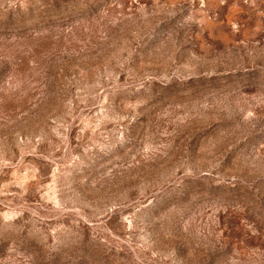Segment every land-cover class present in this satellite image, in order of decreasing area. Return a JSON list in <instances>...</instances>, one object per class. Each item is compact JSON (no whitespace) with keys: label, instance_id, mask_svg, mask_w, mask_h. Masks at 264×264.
Instances as JSON below:
<instances>
[{"label":"rangeland","instance_id":"1","mask_svg":"<svg viewBox=\"0 0 264 264\" xmlns=\"http://www.w3.org/2000/svg\"><path fill=\"white\" fill-rule=\"evenodd\" d=\"M0 264H264V0H0Z\"/></svg>","mask_w":264,"mask_h":264}]
</instances>
